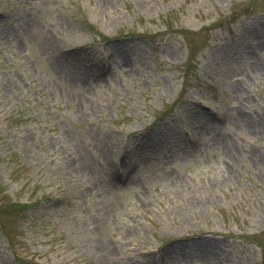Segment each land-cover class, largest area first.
<instances>
[{
	"label": "rangeland",
	"instance_id": "374dc122",
	"mask_svg": "<svg viewBox=\"0 0 264 264\" xmlns=\"http://www.w3.org/2000/svg\"><path fill=\"white\" fill-rule=\"evenodd\" d=\"M0 264H264V0H0Z\"/></svg>",
	"mask_w": 264,
	"mask_h": 264
}]
</instances>
